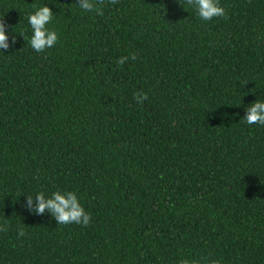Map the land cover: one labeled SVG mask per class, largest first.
<instances>
[{
	"label": "trees",
	"instance_id": "obj_1",
	"mask_svg": "<svg viewBox=\"0 0 264 264\" xmlns=\"http://www.w3.org/2000/svg\"><path fill=\"white\" fill-rule=\"evenodd\" d=\"M219 4L0 0V264H264V126L243 120L264 102V0ZM41 6L58 42L37 53ZM57 190L88 226L25 207Z\"/></svg>",
	"mask_w": 264,
	"mask_h": 264
},
{
	"label": "clouds",
	"instance_id": "obj_2",
	"mask_svg": "<svg viewBox=\"0 0 264 264\" xmlns=\"http://www.w3.org/2000/svg\"><path fill=\"white\" fill-rule=\"evenodd\" d=\"M118 0H108L109 4H116ZM188 6L195 7L198 16L204 21H210L213 18L227 19V12L220 6L219 0H184ZM79 8L86 12H95L102 16L105 0H77ZM54 13L47 6L39 7L33 14L28 17V23L32 29L30 39L31 48L42 53L48 48H52L58 42V34L54 30H49L47 25L52 22ZM8 25L4 17H0V49L7 50L10 47L9 37L5 34ZM15 36L12 37L11 43L15 44ZM129 59L135 61L138 57L133 53L130 56H122L117 60V64L123 66ZM148 99L147 93L139 91L135 93L134 100L137 104H142ZM243 120L248 125L258 124L264 126V102L256 100L246 109V115ZM26 205L28 211L36 215H43L46 211L59 224H80L88 226L91 222V214L87 213L80 204L75 192H64L57 190L46 197L43 192H39L35 198L26 196ZM7 231L6 225H0V232ZM18 237L25 236V231L21 228ZM179 264H197L196 261L181 259ZM211 264H218V261H211Z\"/></svg>",
	"mask_w": 264,
	"mask_h": 264
}]
</instances>
